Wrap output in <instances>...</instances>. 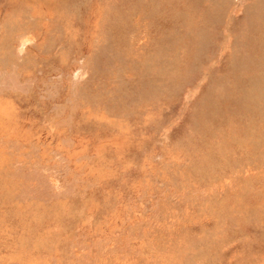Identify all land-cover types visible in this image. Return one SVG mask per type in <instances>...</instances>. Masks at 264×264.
Wrapping results in <instances>:
<instances>
[{
  "label": "rangeland",
  "instance_id": "374dc122",
  "mask_svg": "<svg viewBox=\"0 0 264 264\" xmlns=\"http://www.w3.org/2000/svg\"><path fill=\"white\" fill-rule=\"evenodd\" d=\"M0 264H264V0H0Z\"/></svg>",
  "mask_w": 264,
  "mask_h": 264
}]
</instances>
